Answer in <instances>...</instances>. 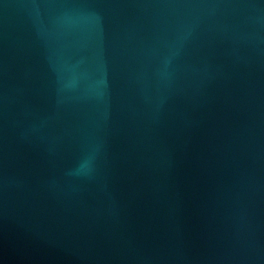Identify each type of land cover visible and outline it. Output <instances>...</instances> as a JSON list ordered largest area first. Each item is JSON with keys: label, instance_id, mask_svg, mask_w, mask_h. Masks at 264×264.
I'll list each match as a JSON object with an SVG mask.
<instances>
[{"label": "water", "instance_id": "95a60500", "mask_svg": "<svg viewBox=\"0 0 264 264\" xmlns=\"http://www.w3.org/2000/svg\"><path fill=\"white\" fill-rule=\"evenodd\" d=\"M0 264H264V0H0Z\"/></svg>", "mask_w": 264, "mask_h": 264}]
</instances>
